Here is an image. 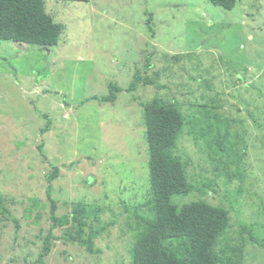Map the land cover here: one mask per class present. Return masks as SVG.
Wrapping results in <instances>:
<instances>
[{
  "label": "rangeland",
  "instance_id": "rangeland-1",
  "mask_svg": "<svg viewBox=\"0 0 264 264\" xmlns=\"http://www.w3.org/2000/svg\"><path fill=\"white\" fill-rule=\"evenodd\" d=\"M44 9L62 26L55 46L0 42V196L19 227L0 216V264L35 259L51 224L49 184L57 217L82 204L96 210L92 228L106 230L93 254L55 241L46 264H130L150 198L143 111L154 98L185 121L173 154L197 187L173 203L225 207L231 238L239 223L249 232L243 264H264V0H237L231 10L206 0H45ZM109 87L120 91L101 103ZM200 115L225 116L228 145L240 135L248 145L242 187H224L230 174L211 158L215 133L194 138Z\"/></svg>",
  "mask_w": 264,
  "mask_h": 264
},
{
  "label": "trees",
  "instance_id": "trees-1",
  "mask_svg": "<svg viewBox=\"0 0 264 264\" xmlns=\"http://www.w3.org/2000/svg\"><path fill=\"white\" fill-rule=\"evenodd\" d=\"M44 1L0 0V42L10 41L41 48L55 46L62 26L45 12ZM56 1L89 2V0ZM206 1L215 7L231 10L237 0ZM137 76L139 75L136 73L133 75L128 90L135 89ZM146 83L150 84L149 81ZM110 90H112L110 96L99 99L101 103L115 101L114 93L120 90L116 87ZM143 113L150 198L141 207L143 209L140 211L143 210L144 213L137 215L139 230L129 251L130 264H243L245 243L240 242V239L243 240V234L249 232L239 223L238 238H231L229 211L225 207L211 205L201 199L181 205L173 203L174 197L186 196L197 189L187 179L185 164L173 154L176 141L183 135L185 121L182 115L175 106L166 104L159 98H154L147 104ZM229 125L230 120L225 116L221 119L216 116L203 119L200 115V118L193 119L192 123L195 139L215 133L211 140L213 144H210L213 153L211 158L217 160V170L223 169L225 175L230 174L224 187L234 180H237L236 187H242L247 178L244 162L248 145L242 139V135L238 138L236 136L233 144L228 145ZM57 176L58 168L54 167L53 171L46 175V181L51 183ZM202 186L205 187L206 184L202 183ZM51 194L49 184L46 196L51 224L47 233L40 238L41 245L35 259L27 264H46V257L52 251L54 242L59 239L76 244L93 254L94 240L106 230L103 226L92 228L93 223L89 219L94 216L96 210H88L82 204L73 206L69 214L57 217L55 215L57 206ZM224 195L226 196V193ZM5 204L6 199L0 196V216L9 218L17 230L18 223ZM67 225L73 227L72 233L62 238H55L52 235V230ZM227 234L233 242L221 247L220 239ZM249 239L255 243L251 235Z\"/></svg>",
  "mask_w": 264,
  "mask_h": 264
}]
</instances>
